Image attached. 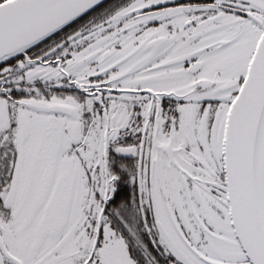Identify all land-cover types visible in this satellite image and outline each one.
I'll return each instance as SVG.
<instances>
[{"label":"snow or ice","instance_id":"6c2138e0","mask_svg":"<svg viewBox=\"0 0 264 264\" xmlns=\"http://www.w3.org/2000/svg\"><path fill=\"white\" fill-rule=\"evenodd\" d=\"M0 264H264V0H0Z\"/></svg>","mask_w":264,"mask_h":264}]
</instances>
